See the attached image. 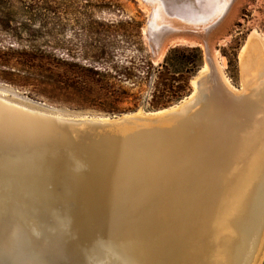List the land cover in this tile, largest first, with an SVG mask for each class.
<instances>
[{"label": "rangeland", "instance_id": "rangeland-1", "mask_svg": "<svg viewBox=\"0 0 264 264\" xmlns=\"http://www.w3.org/2000/svg\"><path fill=\"white\" fill-rule=\"evenodd\" d=\"M176 1L180 4H182L180 2L182 1L184 3L182 5H184L185 8H190L205 20L217 21L216 28L214 27L212 29L213 34L211 35L213 42L212 54L217 71L219 70L218 75L220 77V85H224V87L226 86L227 91H225L224 88L218 87L216 91H211L212 99L218 97L215 95V92L216 94L223 95L224 93L226 95L228 91L229 96L226 95L228 96L227 100H238L242 98V92L246 88L247 83L245 78L246 65L245 63L242 64L241 58L245 54V50H247V47L252 40L253 42L260 41V46L261 44L264 45V0H205L204 2H202V0ZM153 10V5L144 0H0V96L31 110L64 117L111 118L122 115H140V113L142 115H149L154 111L146 108L147 101L151 100L153 89L152 78L147 73V69H149L148 61H151L154 67L157 66L159 63L163 62L168 50L177 45L198 46L202 50L203 65L200 71L190 80V85L192 87L191 93L194 92L195 86L193 81L200 76H205L212 72L209 62L207 61L205 48H203L202 45L182 41L179 44L171 43L169 46H165L157 56L158 58L154 57L150 47L151 40L146 33L148 22L150 21ZM103 41L108 43L105 54L101 52V42ZM217 59L219 61H217ZM87 69L93 70L98 74L94 75L95 79H103L104 77L102 74H105L106 84L121 88L122 91L125 92V94H122V98L119 102L112 101L110 104L112 106L114 104L115 107L125 112L114 115L105 113L102 111V107L105 106L102 104L101 96L91 98L88 96L84 91L86 87H88V85L94 86L100 84L87 79L85 72ZM203 69L206 70L204 71ZM128 73H132V75L128 77ZM223 78L225 81H223ZM186 97L171 106L180 104L181 101L183 102L186 100ZM222 99L223 97L219 101L214 102V106L218 104L219 106H217V108L220 107L218 110L221 109V112L225 114H218L217 112L219 111L215 110L216 112L214 111L213 114L214 118L216 117L217 122L212 118L213 121H206L204 125H207L208 123H212V125L215 124V129L221 127L222 136H226L228 127L226 126L227 124H223L227 123L228 120L224 119V117L229 112H227V109L230 107V101L225 102L223 100L226 99ZM134 105H137V109L128 112L127 110L133 108ZM171 106H168V108ZM160 109L162 110L163 108ZM197 112L195 111L194 113ZM215 113H217V116ZM222 125L226 127L223 128ZM182 131L184 130L182 129ZM188 137H190V135ZM209 139L210 138H205L202 145H198L199 143H196V140L192 145H189L188 143L190 141L188 140L186 147L184 146L186 152L183 155L178 153L175 154V152H173V154L176 155V161L164 164L160 173L163 181L187 180L199 176L204 177L206 175H214V173L217 172L219 165L216 163V155H214L212 149L213 145ZM204 149H208V151L200 156V152ZM192 150H196V156H194L193 159L186 160ZM128 178L127 175H122L121 180L96 181L97 184L94 183L95 181H82L80 183V180H70L67 184L66 182H64L65 184L61 183L62 185L57 184L58 186L56 185L57 187L55 186V189L45 181L35 182L26 180V183L30 182L28 183V186L30 185V188L36 191V195L38 193L39 200H41L35 204L37 206H35L37 211L34 209L33 215L35 214L34 216L41 220V224L46 225V228H42V225L39 223L38 225L40 226H37V232L34 229L27 228V233H25L22 223L15 221L14 223L11 222V224L8 225L11 229L9 231L2 230L3 232L1 231L2 233H0V241H2L0 243V264H26L27 261L30 264H90L92 259L97 262V257L92 256L91 253L88 252L89 250L87 247L86 252L83 245L82 250H79L75 247L76 245H74L72 241H68L67 238H61H63L64 235L67 236L68 231L73 232L74 237L77 236L79 238L81 236L86 243L89 242L87 240H91V238L94 239V237L96 238L97 235H99L98 232L102 231V228L99 227L105 226V223L102 222L104 220L101 213L103 212L101 208L104 209L102 204L106 201L111 203L116 201V198L121 199L122 196L123 199L129 197L127 194L131 192V189L126 187L127 184L119 185L120 181H127L126 179ZM5 179H8L9 182L10 180L18 181L20 178L18 176L15 177L12 174L0 180L1 184H4L5 181L7 184V180ZM75 182L77 183V186ZM103 182L106 185H104ZM69 183L71 185H69ZM83 183L85 184L83 185ZM86 183L91 186L89 187ZM113 183H117L116 186L118 187ZM97 185L99 188H97ZM42 186H45V189L42 188ZM122 186H124L123 189ZM202 186L204 185H198L195 187L196 189L192 187L197 193L192 190L193 196L191 197H195L197 194L198 196H201L203 193L205 194V192H203L205 190H203ZM58 187L59 189H57ZM79 187L80 190H78ZM198 187L203 190L200 194L198 192L201 189H198ZM93 189H100L101 191ZM108 189H111L113 193H110L111 190ZM51 190H54V192ZM115 190L118 193L120 192L119 194L117 193V195L121 197H117ZM123 190L125 192L128 191V193H125ZM59 192L61 194H59ZM88 192L91 193V195L88 194ZM123 192L127 195L126 197H124V194H121ZM76 193L78 197L74 196ZM92 193H95L94 196ZM78 194L81 196L80 199ZM58 195H63L62 197L65 199L63 200V204L58 202V209H60V211L58 210L59 212L57 209H54L56 208L54 206L55 203L53 204L51 201L53 199L55 200ZM100 195L101 197L104 196L101 198ZM107 196L110 197L107 198ZM47 197L50 198L48 201ZM59 198L57 201H62L59 200ZM84 199L87 200L85 201ZM72 201L76 202H74L72 206L73 208L75 207L74 209L70 207ZM82 202L84 203L82 204ZM86 203L88 204L85 205ZM52 204L54 208L52 207ZM252 206L247 212H242L243 227L249 231L247 232L246 239L247 241H254L253 237L257 231H259L258 233L260 236L256 242L257 251L250 252L251 256L249 257L247 264H264V212L261 213V220H258L256 216L253 217L254 215H252ZM84 208L87 211H85ZM67 209H71L72 212L67 211ZM39 210L42 212L40 217V214H38ZM254 210L256 211L255 213H257V208ZM50 211H57L56 213H52V216L56 218V224L51 222V218L49 219L51 214ZM64 211L69 212L68 214H70V216L64 213ZM82 212L84 213L82 214ZM95 212V216L98 215L96 218L93 216V213ZM42 214H44V216H47L48 214V218L45 217L47 220H45V218L43 219ZM73 214H76V218L78 219L71 217V215L74 216ZM86 214L87 216L85 217L84 215ZM57 215L58 217H56ZM63 217L68 218L67 220H63ZM42 221L47 222L48 224H43ZM58 221H61L63 224ZM95 222L99 226H96L97 224ZM53 225H55V227ZM73 226H76L77 228L79 227L78 230H80V232L73 230ZM70 227H72V229ZM49 229L51 230L49 231ZM86 229L91 231L86 232ZM7 232H9V234H7ZM87 233L88 235H91L88 236L86 235ZM25 235L27 241L30 243H28L29 246L26 245L23 247V250L25 249L27 254L21 252V247H16L20 245L22 240L23 242L25 241L23 239ZM48 236L50 237L48 238ZM44 239L47 243L44 242ZM81 240L82 239H77L78 242ZM53 242H56V245H54L55 243ZM55 248L59 250H55ZM54 252H56L57 255H54L56 254ZM86 253L87 255H85ZM77 254L81 256L79 261L76 260L78 259ZM33 256H38L36 258L39 260L33 258Z\"/></svg>", "mask_w": 264, "mask_h": 264}, {"label": "bare ground", "instance_id": "bare-ground-1", "mask_svg": "<svg viewBox=\"0 0 264 264\" xmlns=\"http://www.w3.org/2000/svg\"><path fill=\"white\" fill-rule=\"evenodd\" d=\"M146 33L147 35L149 34L148 27H147ZM211 34H213V31ZM259 43L260 41L253 42L252 40L249 46L247 47V50H245V54L241 58L242 64L245 63L246 65L245 67L246 77L245 78H246V83H247L246 88L242 92V98L240 99L237 98L238 100L234 102V100L236 99L227 100L228 96H226L225 94L217 95V96L220 95V97H223V99H226V100L222 99L225 102L230 101L229 102L230 107H228V109L230 110L227 109V112L229 111L228 112V115H229L228 122L225 123L226 122L225 121L224 122L225 124L222 123L223 125L227 124L226 126L228 127L226 137L223 139L220 137L217 139V141H213L212 139H209L211 140L212 142L211 144L213 145L212 149H213L214 155H216L215 157L216 163L219 165V168L217 172L214 173V175H206L204 177L199 176V177L191 178L187 180L163 181V178L160 176V173L162 171L164 164L156 165L155 161H152V164H148V165L146 164V166H144L145 168H143V170H141L137 174L128 176L129 178L126 179L127 181H124V180L120 181L119 185L127 184L126 187L131 189V192L129 190L130 193L126 191L129 197H127L126 199L125 198L123 199V196L121 197L117 195L118 192L116 191L117 190L116 189L115 190L116 195L117 197L118 196L121 197V199L116 198L113 194V196L117 199L116 201L111 202L110 199L109 201L111 203H109L108 201L106 202L104 201L105 203L102 204L104 209L101 208V210H103V212L101 213L104 218V220L102 219L103 220L102 222L105 223L104 224L105 226L102 225L103 227H99V228H102V231L99 230L101 232H98L99 235H97L96 238L95 237L94 239L91 238V240H87L90 243L89 242L86 243L84 238H81V236L79 238L77 236L74 237L73 232L68 231L69 234L67 233V236L64 235V237L61 239L67 238L68 241L69 240L72 241L73 244L76 245L75 247H77L79 250H82V245H83V247L85 248L84 249L85 252L87 251L86 250V247H87V249L89 250L88 252L91 253L92 256L97 257L96 259L97 262L94 261L93 259H92L93 262L91 261V263H96V264L98 263L99 264H244L245 261L243 260H246V254L248 253L247 249L249 246V241H247V239L244 240V243L241 247V251H243L244 249V252H240V249H238V247L236 246V244L241 239V237L238 235L239 230L241 229V227H243V224H244L242 220V216H243L242 212H247L248 209L254 204L255 201L258 202V204H260L261 198L264 195V45L261 44L260 46ZM217 61L219 60L217 59ZM203 70L205 71L206 69H203ZM223 81H225V79ZM210 85H216V84L211 83ZM214 100H215V97L211 99L210 106L213 105V103L215 102ZM227 105L229 106L228 103ZM217 113L219 114V112ZM217 113H215L216 116H217ZM207 119L208 120L201 119V123L204 124L206 121L210 122V120H212L208 117ZM213 119L214 121L217 122L216 117ZM223 125L222 127L225 128L226 126L224 127ZM198 126L199 125L197 121L196 129L198 128ZM213 126H215V124ZM217 129H219V127ZM193 136L195 137L194 133H193ZM8 179H5L7 180V184H6V181L4 184H1L0 182V233H2L4 230L9 231L11 227H9L8 225L11 224V222L14 223V221L20 222L23 224V227H24L23 229L25 233H27V230H26L27 228L34 229L36 231L37 226H40L38 224L39 223L41 224V220L37 219L36 216H34L35 214L33 215L34 209L36 210L35 204L41 201L39 200L40 198L38 196V193L36 195L35 194L36 191L34 189H31L30 185L28 186V183L30 182L26 183L22 180H18V181L10 180L8 182ZM81 182L82 181H80V183ZM67 183L68 182H66V184ZM94 183L97 184L96 182ZM75 184L77 186L76 182ZM84 184L85 183H83V185ZM113 184H115V186L117 185V183H113ZM69 185L71 184L69 183ZM104 185L106 184L104 183ZM198 185L199 186L204 185L202 187H203V190L205 191H203L199 187L198 189H201V190L200 191L198 189L197 190L199 191L198 192L199 194L201 191L205 193H209L208 200H206L204 204L205 194L202 192L203 193L202 199H203L204 206L201 205L200 208L196 207V209H193V208L191 209L189 207L190 205L191 206L193 205L190 199L193 198L194 201H197V198L199 197L198 194L195 197H191L193 196L192 190L193 192L197 193V191L192 189V187L195 188ZM88 186L90 187L91 185L88 184ZM44 187L45 186H42V188ZM80 187L78 190H80ZM123 187L124 186H122V189ZM97 188H99V186ZM57 189H59V187ZM93 190H98V189H93ZM108 190H111V189H108ZM98 191H101V190L99 189ZM111 192L112 190L110 191V193ZM124 192L121 194H124ZM59 194L61 193L59 192ZM88 194L91 195V193L89 192ZM127 195L124 194V197H126ZM62 196L58 195L57 198L55 197L56 198L55 200L54 199L51 200L53 204L55 203L54 206L56 208L53 207V204H52V207L54 209H57V211L58 210L60 211V209H58V202H60V204H63V200H65L64 197ZM74 196H77V193ZM109 197L110 196H107V198ZM58 198L59 200H62V201H57ZM80 198L81 196L79 197V199ZM48 199L50 198L47 197V201ZM52 202H49V203H52ZM74 202L72 201V205L70 207L73 206ZM83 203L84 202H82V204ZM87 204L88 203H86L85 205ZM71 209L70 210L67 209V211H71ZM64 210L66 211L65 208ZM39 211H38V214H40L39 215L40 217L42 212L41 211L39 212ZM57 211L55 212L50 211L51 214L49 216V219L51 218L52 223H55V220H56V218L52 216V213H56ZM65 211L64 213L66 214L69 213ZM85 211L87 210L85 209ZM83 213L84 212H82V214ZM48 214L47 216H44V214H42L43 219L45 217L48 218ZM76 214L75 215L73 214L74 216L71 215V217L76 218ZM93 214H94L93 216H95L96 212ZM68 215L70 216V214ZM84 216L86 217L87 214ZM56 217H58V215ZM96 217H98V215L95 216V218ZM253 217H255V215ZM67 218L68 217L66 218L63 217V220L64 219L67 220ZM59 219H60V216H59ZM45 220L47 219L45 218ZM43 221H42L43 224L47 223ZM51 222H50V226H51ZM99 222H100V219H99ZM45 226L46 225H42L41 227L44 228ZM53 226L55 227V225ZM96 226H99V225L97 224ZM70 228L72 229V227ZM78 228L76 226H73V230H77L80 232ZM50 230L51 229H49V231ZM44 231L46 232L45 229ZM87 231H91V230L86 229V232ZM59 232H62V231H59ZM7 234H9V232H7ZM42 235H43V232H42ZM86 235H88V233ZM38 236H39V233H38ZM49 237L50 236H48V238ZM76 238L78 240L79 239H82V240L78 242ZM23 239L25 241L23 242L22 240L20 245L16 247L18 248L21 247L22 249L21 252H23V254H27V252H25V249L23 250V247L28 245L29 242L27 241L26 235L24 236ZM1 242L2 241H0V243ZM44 242L47 243L45 239H44ZM53 243H55L54 245H56V242H53ZM56 249L57 248H55V250ZM234 252L236 253L234 254ZM54 255H57V253ZM85 255H87V253ZM233 255L236 256V258L234 257L233 259L232 257ZM77 256H78L77 257L78 259L76 260L79 261V259H81L80 258L81 256L79 254H77ZM36 257L33 256V258H36ZM38 263H41V262H38ZM26 264H30V263H28L27 261Z\"/></svg>", "mask_w": 264, "mask_h": 264}, {"label": "water", "instance_id": "water-1", "mask_svg": "<svg viewBox=\"0 0 264 264\" xmlns=\"http://www.w3.org/2000/svg\"><path fill=\"white\" fill-rule=\"evenodd\" d=\"M144 1L154 8L148 22L154 57L171 43L185 41L203 45L212 72L193 81L195 91L185 101L149 115L64 117L31 110L0 96V180L14 174L21 178L18 180L45 181L52 187L70 180L117 181L122 179V175L137 174L152 161L156 165L176 161L175 154L183 155L186 152L184 146L188 140V144L196 140L198 145H202L205 138L217 141L220 137H226L222 136L221 127L215 129L212 123H201V119L214 118V111H218V104L210 106L211 91L218 87L227 91L226 86L220 85L212 54L211 33L217 21L205 20L190 8H185L182 1V4L176 0ZM228 92L226 95L229 96ZM219 98L222 97L219 95L214 101H219ZM224 119H228V113ZM197 121L199 126L196 129ZM206 151L208 149L202 150L200 156ZM194 156L196 150H192L186 160ZM208 196L209 193H205L204 204ZM190 200L193 205H190L191 209L204 206L202 195L197 201L193 198ZM252 207L253 215L259 220L264 212V195L260 204L255 201ZM247 232L244 227L239 230L241 239L236 246L240 252H244L241 247ZM259 236L257 231L254 241H249L244 264L256 250ZM232 257L236 258L234 255Z\"/></svg>", "mask_w": 264, "mask_h": 264}, {"label": "trees", "instance_id": "trees-1", "mask_svg": "<svg viewBox=\"0 0 264 264\" xmlns=\"http://www.w3.org/2000/svg\"><path fill=\"white\" fill-rule=\"evenodd\" d=\"M101 44V52L105 54L108 43L103 41ZM148 64L147 73L152 78L153 89L151 100L147 101L146 108L155 111L171 106L191 93L190 80L203 65V53L198 46L177 45L168 50L163 62L157 66L154 67L151 61H148ZM85 72L88 80L100 84L88 85L84 91L90 98L101 96L102 104L105 106L102 107V111L111 115L125 112L115 107L114 104L110 105L112 101L119 102L125 92L121 88L106 84L105 74H102L103 79H95L94 75L97 74L95 71L87 69ZM131 75L132 73H128V77ZM136 109L137 105H134L127 111L131 112Z\"/></svg>", "mask_w": 264, "mask_h": 264}]
</instances>
